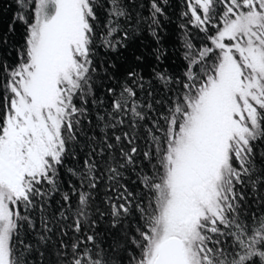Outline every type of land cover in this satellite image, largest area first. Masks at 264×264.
I'll return each instance as SVG.
<instances>
[{
    "label": "snow or ice",
    "instance_id": "snow-or-ice-1",
    "mask_svg": "<svg viewBox=\"0 0 264 264\" xmlns=\"http://www.w3.org/2000/svg\"><path fill=\"white\" fill-rule=\"evenodd\" d=\"M164 3L12 0L0 264H264V0H185L179 72Z\"/></svg>",
    "mask_w": 264,
    "mask_h": 264
},
{
    "label": "trees",
    "instance_id": "trees-1",
    "mask_svg": "<svg viewBox=\"0 0 264 264\" xmlns=\"http://www.w3.org/2000/svg\"><path fill=\"white\" fill-rule=\"evenodd\" d=\"M143 4V14L145 16L148 15L149 8V0H140ZM166 15L161 17V27H160V35L162 36V43L168 49L170 54V65L172 69L176 72H179L182 60L181 56L183 53L182 49V41L184 38V32L181 30V25L186 24L187 18L182 14L186 11L185 0H165L164 3ZM14 10V6H12V0H0V28L5 27L11 20V16ZM192 34L195 35V31L192 30ZM199 40V36H197V41ZM155 42L152 40V37L145 31L141 37L134 40L132 42V46L130 49L125 50L121 59L118 63H124L125 60L128 62L131 61L133 53L139 54L140 50L147 51L148 48L154 47ZM114 58V57H113ZM99 61L103 63V61L108 59V56L105 52L101 51L99 57ZM100 75L103 76L104 73L101 70ZM106 81L103 79L97 81V94L103 98L104 96V85ZM160 96H163L164 93H159ZM95 110H93L94 112ZM93 118V125L89 126L87 124L84 125V130L88 135H96L99 136V129L95 127V120ZM84 138L81 137V141L83 142ZM259 152H264V145H260L257 149ZM69 167L74 166L71 160L68 161ZM74 178L68 174L66 171L62 170L60 180L63 185V188L67 190L68 184ZM104 181H101V187L98 189L97 200H102L105 196V189L103 187ZM55 205L53 206V210H55ZM254 208L258 207L256 205ZM106 242H109L111 237L105 235Z\"/></svg>",
    "mask_w": 264,
    "mask_h": 264
}]
</instances>
